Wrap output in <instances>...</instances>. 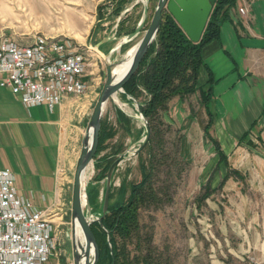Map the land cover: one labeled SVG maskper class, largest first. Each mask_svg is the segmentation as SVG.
<instances>
[{
  "label": "rangeland",
  "instance_id": "obj_1",
  "mask_svg": "<svg viewBox=\"0 0 264 264\" xmlns=\"http://www.w3.org/2000/svg\"><path fill=\"white\" fill-rule=\"evenodd\" d=\"M155 1L148 2L147 19L143 28L149 20ZM102 3L106 5L101 9L104 12L101 19L97 18V12H100L98 5ZM110 10L109 0H0V36L6 35L18 42L29 40L36 34L65 36L91 47L88 53L96 79L78 96L81 105L75 110V133L67 137L68 141L64 144L67 157L66 175L70 188L83 130L104 80L103 62L92 47L101 36L114 29L116 18L108 15ZM130 16L128 21L133 18V15ZM140 35L141 32L136 34L126 42L123 49L113 53L110 58L121 60L125 51L138 41ZM112 44L113 42H108L99 50L105 52ZM122 92L118 90L115 93L122 106L118 105L113 97L109 98L104 106L99 128L102 124L113 134L105 138V147L102 150L98 153L94 151L90 171L84 180L89 208L84 206L83 211L85 213L89 210L91 216L100 211L104 175L107 170L102 177L98 176L100 166H96V162L99 161V156L118 149L117 153H111L113 160L119 153L125 152L111 176L108 205L118 199L117 189L121 184L124 186V201L129 194L130 185L140 180V163L145 164L147 158L144 147L136 154L130 152L139 145L145 132L143 122L132 104L142 97L135 99L126 94L122 98ZM196 95L194 91L183 101L190 114H194L198 102L196 99H200ZM115 108L120 109L131 120H128V123L117 120ZM168 115L172 117L167 113V109L159 112L163 144L161 150L154 148L156 158L150 179L152 186L159 193L161 202L138 209L140 231L144 234L150 233L148 247L143 242L138 249L142 254L148 252L149 264H264V193L253 190L246 179L247 173L231 168L230 165L227 172L235 183L225 186L221 180V186H217L216 182L211 187V180L205 182L200 170L207 161H215L218 156L203 131L200 135L202 123L198 121L197 125L196 120H191L193 128L190 129L193 131H188V137L185 135L189 139V146L183 147L181 139L187 132L183 130L182 124L171 122V119L167 118ZM254 129V132L241 140L248 151L241 150L242 156L232 154L228 161L264 158L260 149L261 141L255 135L257 126ZM247 140L250 142L247 143ZM93 191H96V194L90 204L88 195ZM67 207L70 208V203ZM69 216L67 209L66 223L57 239L61 264H72ZM127 248L130 253L137 250L132 243H128Z\"/></svg>",
  "mask_w": 264,
  "mask_h": 264
},
{
  "label": "crops",
  "instance_id": "obj_2",
  "mask_svg": "<svg viewBox=\"0 0 264 264\" xmlns=\"http://www.w3.org/2000/svg\"><path fill=\"white\" fill-rule=\"evenodd\" d=\"M237 7H244L245 14H239ZM135 9L141 11V5ZM112 33L113 30L98 40ZM108 42L115 40L105 41L98 48ZM200 57L203 64L197 70L196 96H199L198 90H208V133L225 155V161L217 158L201 167L203 179L211 180V187L216 182L217 186L235 183L227 172L230 165L247 173L246 179L253 190L264 193V158L228 161L230 155L242 156L241 150L248 151L239 138L244 132L248 131V135L254 132L256 126L255 135L264 153V0H236L228 9L227 17L219 22L217 37L201 47ZM197 100L194 114L187 112L185 97L173 96L167 102V113L173 117L167 118L182 124L187 132L181 139L183 147L189 146L185 135L188 137V131H193L191 120H196L197 125L200 121L203 126L202 120L208 119L200 99ZM79 105L78 96H65L51 110L44 105L27 109L17 95L0 88V167L11 170L19 195L51 214L57 239L66 223L71 197L64 144L75 133V110Z\"/></svg>",
  "mask_w": 264,
  "mask_h": 264
},
{
  "label": "trees",
  "instance_id": "obj_3",
  "mask_svg": "<svg viewBox=\"0 0 264 264\" xmlns=\"http://www.w3.org/2000/svg\"><path fill=\"white\" fill-rule=\"evenodd\" d=\"M209 1L211 11L200 38L196 42H192L172 16L165 9H162L154 40L141 58L136 71L122 85V98L126 94L135 99L142 97L137 102L139 110L149 126V136L143 145L147 158L145 164L140 163L141 178L138 182L130 185L128 196L123 201L124 186L121 184L117 189L116 198L118 199L107 206V211L101 218L103 227L109 233L110 249L106 243L105 231L96 222L90 224V230L98 249L97 264H111V262L113 264H149L148 252L145 251V254H142L138 249L143 242L148 247L150 241V233L144 234L140 231L138 209L141 206L158 205L161 202L158 191L154 189L150 181L153 161L156 158L153 152L154 148L161 150L163 144L160 126L162 122L158 119L159 112L166 109L167 102L173 96L184 98L197 89V70L203 64L200 57L201 47L217 37L219 22L227 17L228 9L236 3V0ZM109 2L111 10L108 15L116 16L130 0H109ZM105 5L104 3L98 5V11L100 12H97V18H103L104 12L101 9ZM137 6H139V3L132 7L131 12H126L120 17L115 35L126 34L133 30L140 16V10L135 11ZM130 15H133V18L128 21ZM125 44L121 45L119 49H123ZM198 93L200 103L208 118L202 126L203 132L212 143L218 160L225 161V155L217 141L208 133L210 122L207 104L208 90H198ZM114 112L116 119L123 123H128V120H131L118 108H115ZM262 113H264V107ZM112 134L113 132L106 130L101 124L97 135L96 153L105 147V138L111 137ZM247 135L248 131L244 132L239 140ZM249 142L247 140V143ZM118 151V149H114L112 152L114 154ZM111 153L99 156L100 159L96 162V166H100L99 177L104 175L105 170L112 161ZM95 194L96 191H93L88 195L90 204ZM108 197H110V193ZM128 243H132L137 248L135 253H130L127 248Z\"/></svg>",
  "mask_w": 264,
  "mask_h": 264
},
{
  "label": "built area",
  "instance_id": "obj_4",
  "mask_svg": "<svg viewBox=\"0 0 264 264\" xmlns=\"http://www.w3.org/2000/svg\"><path fill=\"white\" fill-rule=\"evenodd\" d=\"M237 12L244 15L245 8ZM89 49L65 36L36 34L18 42L1 35L0 88L17 95L27 109L44 105L51 110L95 81ZM50 218L17 193L13 173L0 167V264H61Z\"/></svg>",
  "mask_w": 264,
  "mask_h": 264
},
{
  "label": "water",
  "instance_id": "obj_5",
  "mask_svg": "<svg viewBox=\"0 0 264 264\" xmlns=\"http://www.w3.org/2000/svg\"><path fill=\"white\" fill-rule=\"evenodd\" d=\"M149 0H133L127 7H124L116 16L113 24V33L105 36L93 44V49L100 55L104 66V80L95 103L91 109L87 124L83 130L79 154L77 156L71 182V197L69 208V224L71 228V258L72 264H97L98 249L94 236L90 230V224L96 222L106 233V243L110 249L109 233L101 223L102 216L107 211L110 180L115 166L122 160L125 152L119 153L109 164L104 175V187L101 195L100 211L92 215L89 210L83 211V207L89 208L84 191V177L87 167L91 166L92 155L96 148L97 135L104 106L109 98L119 90H122L123 83L135 72L138 64L155 38L158 30L160 13L165 9L192 41L199 40L202 30L211 11L209 0H156L146 26L143 28L148 13ZM136 3L141 5L140 16L133 30L126 34L115 35V29L120 17L131 9ZM141 32L138 41L134 44L132 53L127 65L120 76L115 73L116 67L125 60L110 58L113 52H118L121 45L130 41L136 34ZM109 40H115L113 45L106 51L101 52L98 46ZM133 46V45H132ZM128 50V49H127ZM126 50V51H127ZM125 51V52H126ZM125 54V53H124ZM133 106L142 120L145 132L139 141V145L132 149L131 154H136L145 144L149 136V126L142 116L138 102L133 101ZM113 264V262H111Z\"/></svg>",
  "mask_w": 264,
  "mask_h": 264
},
{
  "label": "bare ground",
  "instance_id": "obj_6",
  "mask_svg": "<svg viewBox=\"0 0 264 264\" xmlns=\"http://www.w3.org/2000/svg\"><path fill=\"white\" fill-rule=\"evenodd\" d=\"M133 48H134V45L133 46H130L129 48H128V50L125 52V60L124 61H122L117 67H116V69H115V73L117 74V76H119V75H121L122 74V72H123V70L125 69V67H126V65H127V62H128V59H129V57H130V55H131V53H132V50H133ZM113 99H114V101L118 104V105H120V106H122V104L120 103V101L117 99V96L116 95H113ZM128 111V110H127ZM135 115V114H134ZM90 171V165L87 167V169H86V171H85V177H84V180H85V178H86V175H87V173Z\"/></svg>",
  "mask_w": 264,
  "mask_h": 264
}]
</instances>
